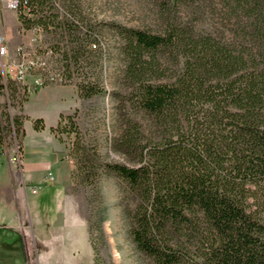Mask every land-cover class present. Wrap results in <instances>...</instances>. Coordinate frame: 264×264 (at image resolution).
Instances as JSON below:
<instances>
[{
	"label": "trees",
	"instance_id": "1",
	"mask_svg": "<svg viewBox=\"0 0 264 264\" xmlns=\"http://www.w3.org/2000/svg\"><path fill=\"white\" fill-rule=\"evenodd\" d=\"M29 1L33 16L20 15L22 25L63 29L71 39L72 47L53 50L67 83L97 50V31L74 14L60 20L44 11L47 0ZM171 2L161 0L154 26L109 23L123 61L109 145L131 165H90L100 153L76 129L70 155L88 165L91 183L100 169L125 183L129 233L151 264H264V0H173L174 9ZM184 3L205 4L210 27L183 20ZM77 89L84 99L100 91L91 80ZM3 118L25 135L24 119L2 110L0 146L12 130ZM69 125L74 113H62L51 131L62 140ZM33 126L43 129L44 119Z\"/></svg>",
	"mask_w": 264,
	"mask_h": 264
},
{
	"label": "rangeland",
	"instance_id": "2",
	"mask_svg": "<svg viewBox=\"0 0 264 264\" xmlns=\"http://www.w3.org/2000/svg\"><path fill=\"white\" fill-rule=\"evenodd\" d=\"M47 1L48 3H45V7H43L44 11L59 15L60 20H63L66 13L83 18L85 24L92 29L95 28L98 39L96 47L94 45L91 47L97 48V50L92 51L87 59L82 57L79 71L74 69L73 76L67 83H63L64 78L63 80L57 78L58 81L47 84L67 85L72 97L48 98L46 103L41 105L36 95L32 97L33 103L32 101L28 103V111L32 110L33 116L43 118L50 126L57 120L60 112H67L71 109L68 113H74L75 122V125H69L72 128L70 134L63 132L60 135L64 146L63 155L66 154V159L72 165L75 178L73 179L71 176V181L63 190V200H61L62 190L58 187L45 184L34 186L36 192L39 191L36 195L38 202L44 206L46 219L52 224L58 222L57 230L64 227L66 222H70L67 224L68 229L66 227L67 230H65V233L69 234H67L69 238L64 239L65 244H63L65 247L64 259L67 264H151L150 257L137 248L129 233V224L124 208L127 202L131 203L132 196L126 192L125 183L114 171L101 169L98 179L91 183L88 170H85L88 165L82 164V167L79 168L76 158L70 155V150L72 142L77 138V131L83 137L84 143L82 144H85L86 148L97 149L100 153V158L95 157L93 163L89 162L90 165L94 163L97 165L104 161L131 165L132 161L129 158L122 153L113 151L109 145L115 130L118 106L117 97L113 94L119 88L116 73L123 62L119 52V38L109 23L113 21L127 26H154L160 12L161 0ZM172 2L171 8L174 9ZM5 8L7 10L6 13H3L5 21L20 22L21 26L28 29V32L25 31L26 40L23 42L27 45L28 50L33 49L39 58L43 57L47 61L48 67L44 72L50 68L53 74L61 75L59 69L62 68H58V62H56V57L59 54L53 50L54 47L63 49L72 47L71 39L66 31L63 29L45 31L38 29L37 26L28 28L26 25H22L24 23L16 11L6 5ZM178 8L183 20L196 24L200 29L209 28L214 21L208 7L203 3L199 5L184 3L178 5ZM15 27L17 28V25ZM18 30L19 34H22L20 26H18ZM87 47L90 48V44ZM46 49H51L52 53L44 55ZM81 80L96 82L99 85V93L90 98H81L77 89V83ZM11 81L10 78L5 80L0 71V87L3 88L0 92L4 96V101L0 104V111L4 110L10 115L18 114L25 120L23 103L25 98L32 94L28 97L15 94ZM76 110L77 112H75ZM128 111L127 106L121 110L122 113ZM3 124L12 130L11 132L6 130L3 144L0 147L12 155L16 154L18 150L21 155L19 146L22 144V136L16 135L13 125L10 126L6 118H3ZM48 135L49 130L46 128L41 138L49 139ZM35 140L36 135L33 134V143ZM47 176L49 174L45 175L46 184L57 183L56 178L49 181ZM61 209V216L58 218ZM76 225L81 228L79 235H75ZM82 225L85 227V238H83ZM56 240H60V238H55L53 243L48 245V249H43L44 244L37 239L28 243L29 252L33 251V264L38 263L39 259L36 254H39L42 249L47 252H55L56 248L62 245L61 243L57 244ZM71 251L75 255H72ZM51 261H55V259Z\"/></svg>",
	"mask_w": 264,
	"mask_h": 264
},
{
	"label": "crops",
	"instance_id": "3",
	"mask_svg": "<svg viewBox=\"0 0 264 264\" xmlns=\"http://www.w3.org/2000/svg\"><path fill=\"white\" fill-rule=\"evenodd\" d=\"M4 3L5 0H0V35L9 50L13 51L20 41L26 40L25 31L28 32V29L21 26L20 22L5 21L3 13H6L7 10ZM18 26L21 27L22 34H19ZM2 90L3 88L0 87V91ZM36 95L41 105L45 104L48 98L72 97L67 85L52 84L40 88L23 103L22 108L26 118L24 120L25 135L21 142L20 163L13 162L11 160L13 155L0 147V264H33V251L29 252L28 243L37 239L44 244L43 249H48V245L52 244L55 238H60V240H56V243L62 245H59L55 252H47L42 249L39 254H36L39 259L37 264H67L64 259L65 247L63 244H65L64 239L69 238V234L67 233V235L65 230L68 229L67 224L70 222H66L64 227L57 230L58 222L52 224L46 219L44 206L38 202L36 196L39 191L33 193L32 189L34 186H41V184L58 187L62 190L61 200H63V190L71 181L72 165L66 159V154L63 155V142L51 131V127L57 124L60 114H66L72 109L60 112L53 125L50 126L44 121L45 127L36 130L33 126V119L36 116H33L32 110L28 111V103L30 101L33 103L32 97ZM3 101L4 96L0 92V104ZM46 128L49 130L50 138L44 140L41 136ZM33 134L36 135L34 143ZM49 173L54 176V179L56 178L57 183L46 184L45 175ZM61 211L62 209L58 218L61 216ZM80 229L79 225L75 226V235H79ZM82 231L83 238H85L83 225ZM65 236L66 238H64ZM67 252L69 253V251ZM72 255L75 254L72 253ZM53 259L55 261H51Z\"/></svg>",
	"mask_w": 264,
	"mask_h": 264
},
{
	"label": "built area",
	"instance_id": "4",
	"mask_svg": "<svg viewBox=\"0 0 264 264\" xmlns=\"http://www.w3.org/2000/svg\"><path fill=\"white\" fill-rule=\"evenodd\" d=\"M5 3L6 7L16 11L19 15L33 16L29 0H5ZM31 41H33V38H31ZM51 53V49L44 51V55H50ZM47 67V61L43 57L39 58L36 52H33V49L28 50L24 42L19 43L14 52H11L0 35V71L5 80L10 78L15 83L18 95L28 97L39 88L58 81L57 78L59 80L63 79L62 75L53 74L50 68L47 72H44ZM11 160L20 163L21 155L18 150L11 157ZM47 177L49 181L54 179V176L50 173ZM32 192H36V188H33Z\"/></svg>",
	"mask_w": 264,
	"mask_h": 264
}]
</instances>
